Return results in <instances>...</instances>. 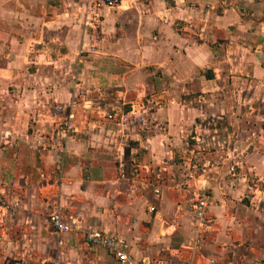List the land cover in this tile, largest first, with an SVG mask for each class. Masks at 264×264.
<instances>
[{
  "label": "crops",
  "instance_id": "1",
  "mask_svg": "<svg viewBox=\"0 0 264 264\" xmlns=\"http://www.w3.org/2000/svg\"><path fill=\"white\" fill-rule=\"evenodd\" d=\"M90 229L264 264V0H0V264H122Z\"/></svg>",
  "mask_w": 264,
  "mask_h": 264
},
{
  "label": "built area",
  "instance_id": "2",
  "mask_svg": "<svg viewBox=\"0 0 264 264\" xmlns=\"http://www.w3.org/2000/svg\"><path fill=\"white\" fill-rule=\"evenodd\" d=\"M119 0H87V4L95 8L102 6H116ZM235 171V169H233ZM51 222L56 232L62 233L72 229V227L63 222L60 211L51 216ZM87 241L93 246H101L106 248L122 264H133L132 259L124 250L120 240L111 237L105 230L90 229L85 231Z\"/></svg>",
  "mask_w": 264,
  "mask_h": 264
}]
</instances>
